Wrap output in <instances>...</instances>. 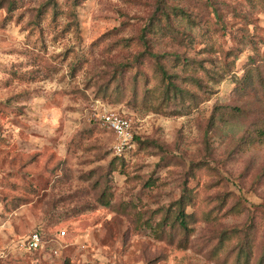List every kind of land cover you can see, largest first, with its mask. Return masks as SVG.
<instances>
[{"label": "rangeland", "instance_id": "rangeland-1", "mask_svg": "<svg viewBox=\"0 0 264 264\" xmlns=\"http://www.w3.org/2000/svg\"><path fill=\"white\" fill-rule=\"evenodd\" d=\"M260 126L264 0H0V264H261ZM186 182L187 242L152 226Z\"/></svg>", "mask_w": 264, "mask_h": 264}, {"label": "trees", "instance_id": "trees-1", "mask_svg": "<svg viewBox=\"0 0 264 264\" xmlns=\"http://www.w3.org/2000/svg\"><path fill=\"white\" fill-rule=\"evenodd\" d=\"M163 15H167L169 16L170 13L169 12H165L162 11ZM183 15L185 14L184 12H181ZM161 15L157 16L155 18L156 22L153 21L151 23L150 26H152V28H156L157 25L160 24H156L157 21L159 20V18ZM173 30V29H172ZM171 30V31H172ZM145 37V35H144ZM145 41H147L145 39ZM176 56L179 58L180 55L176 54ZM188 64H191L190 61H188V59H184V66H187ZM163 71V87L165 89V93L162 96V99H168V98H172V97H176V98H183L186 92H189L187 89H185V87H183L182 85H177L176 81H174L173 79H171L170 77L172 76V73H169L165 68H162ZM175 76H177L175 74ZM187 78H193L195 79L196 77H187ZM145 100L147 101L148 99L145 98ZM257 136L252 135V134H247L245 136V138L249 141V142H253L256 138H263L264 136V126H260L259 128H257ZM119 156V157H118ZM120 156H124L123 153L119 154V155H115L113 158H122ZM190 186L188 185V183H185L184 186V190L183 193L181 194V196L176 199V201H174L171 204V207L166 208L165 210H162V214H161V218L160 220L154 225H152L154 227V229L158 232H161V235H168L173 236L171 232H176L177 228L182 229L183 232H185L186 235H184L186 237V239H182L184 241L187 242V238L189 237V234L191 232V222L194 221L195 218V212H189L187 210V207L189 204L192 203V194L190 191ZM108 201V200H107ZM236 205L232 206L230 210H236ZM238 211V209H237ZM168 228H172L174 231H172V229H168ZM238 230L237 229H233L231 231H225L223 233V236L221 237V241H223L225 238H230L235 236ZM248 234V231L245 232V235ZM250 240L246 237L243 241V243L239 246V250L238 253L240 255V257H245V259L249 260L251 257L252 252V248L250 247V245L246 246V243H249ZM260 263L264 264V254L260 259Z\"/></svg>", "mask_w": 264, "mask_h": 264}, {"label": "built area", "instance_id": "built-area-1", "mask_svg": "<svg viewBox=\"0 0 264 264\" xmlns=\"http://www.w3.org/2000/svg\"><path fill=\"white\" fill-rule=\"evenodd\" d=\"M103 121L120 138V142L116 145V152L123 153L133 136L131 118L118 112L109 111L103 113ZM41 238L40 232L34 231L29 239V247L38 248L42 242Z\"/></svg>", "mask_w": 264, "mask_h": 264}]
</instances>
